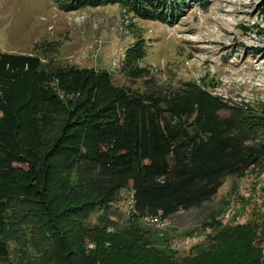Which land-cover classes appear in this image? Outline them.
Returning a JSON list of instances; mask_svg holds the SVG:
<instances>
[{"label":"trees","instance_id":"1","mask_svg":"<svg viewBox=\"0 0 264 264\" xmlns=\"http://www.w3.org/2000/svg\"><path fill=\"white\" fill-rule=\"evenodd\" d=\"M117 1L59 4L65 9L120 4L139 17L169 23L189 2L201 0ZM40 67L37 57L0 53V256L10 252L3 207L14 199L29 208L23 218L40 223L31 229L37 255L24 257L28 264H264V227L260 236L241 227L222 232L210 251L194 258L153 248L140 229L131 236V247L113 236L94 240L82 224L71 225V217L86 218L87 205H74L66 196L71 186L58 178L60 172H74L83 195L107 211L121 191L131 189L135 222L166 221L213 200L227 178L262 170L264 126L197 85L163 89L140 67L127 76L144 79L143 91L118 84L108 71L73 68L54 72L53 90ZM22 80L28 88L14 100L13 86ZM224 109L231 111L226 118L219 114ZM192 127L200 133L191 135ZM29 130L33 138L27 141ZM15 163L32 169L23 176ZM60 193L64 197L57 200ZM83 235L92 237L95 249L83 246ZM142 240L147 244L138 243Z\"/></svg>","mask_w":264,"mask_h":264},{"label":"rangeland","instance_id":"2","mask_svg":"<svg viewBox=\"0 0 264 264\" xmlns=\"http://www.w3.org/2000/svg\"><path fill=\"white\" fill-rule=\"evenodd\" d=\"M0 53L39 58L40 74L52 89L58 84L54 72L73 68L108 71L118 84L143 91L144 79L127 76L132 68L140 67L143 75L155 78L163 89L179 91L185 84L197 85L222 103L241 109L249 122L264 126V0L189 2L169 23L139 17L120 4L65 9L59 0H0ZM28 83L22 80L13 86L14 100ZM230 113L229 109L219 112L223 118ZM189 131L191 135L199 132L196 127ZM32 138L29 130L25 139ZM13 167L23 176L32 169L27 163ZM58 178L71 186L66 196L74 205H87L86 218L71 217V225L82 224L94 240L113 236L131 247L135 242L131 236L140 229L153 248L175 252L178 258H194L204 249L210 251L222 232L230 230V234L238 227L248 228L255 236L263 232L264 168L243 178H227L210 202L160 222L133 220L131 189L121 191L107 211L83 195L74 172H60ZM56 195L57 200L64 197ZM28 200L41 202L32 196ZM3 209L9 221L10 252L0 256V264H28L23 258L37 255L31 229L40 223L23 218L29 208L14 199L5 202ZM69 231L76 233L77 228L72 226ZM83 237V246L95 249L92 237ZM138 243L147 244L145 240Z\"/></svg>","mask_w":264,"mask_h":264},{"label":"built area","instance_id":"3","mask_svg":"<svg viewBox=\"0 0 264 264\" xmlns=\"http://www.w3.org/2000/svg\"><path fill=\"white\" fill-rule=\"evenodd\" d=\"M191 242V240L190 241H188V242H184V243H187V244H189Z\"/></svg>","mask_w":264,"mask_h":264},{"label":"bare ground","instance_id":"4","mask_svg":"<svg viewBox=\"0 0 264 264\" xmlns=\"http://www.w3.org/2000/svg\"><path fill=\"white\" fill-rule=\"evenodd\" d=\"M157 221V220H156ZM160 222V221H159ZM185 242H188V241H185ZM176 247V246H175Z\"/></svg>","mask_w":264,"mask_h":264}]
</instances>
